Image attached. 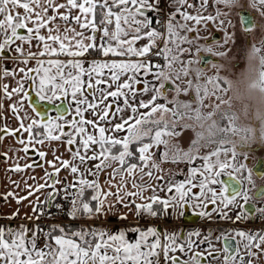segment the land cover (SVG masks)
Listing matches in <instances>:
<instances>
[{
    "label": "crops",
    "instance_id": "1",
    "mask_svg": "<svg viewBox=\"0 0 264 264\" xmlns=\"http://www.w3.org/2000/svg\"><path fill=\"white\" fill-rule=\"evenodd\" d=\"M196 2L184 0L190 7ZM155 3L156 0H0V127L5 129L0 132V263H8L4 257H17L12 264H21L20 259L23 264L42 262L39 259L49 252L35 246L33 239L39 205L45 203L50 191L64 194L65 189H71L77 194L73 182L87 179L79 175L80 171H73L74 160L77 158V163L83 165V154L92 146L112 139L121 141L129 135L120 128L113 131L116 125L126 129L140 123L143 129L140 119L147 111L138 102L159 100L155 80L149 83L148 75H139L148 67L144 55L152 36L144 10ZM208 13L184 20L187 26L198 22L201 27L193 29L194 35L189 34L187 39V26L182 29L181 25L177 36L182 42L190 44L195 34L205 32L202 25L212 17H206ZM183 16L169 14L166 33L170 34L173 23ZM98 21L106 26L104 31L96 28ZM19 28L22 31L14 33ZM166 40L170 42L171 38ZM28 75L32 89L40 97L56 101L63 96L67 104L73 101L70 112L38 121L26 100ZM138 76L144 83L135 87ZM134 139L137 137H130L129 142ZM68 142L72 150L67 149ZM136 148L139 161L122 165L123 154H114L98 164L89 184L94 199L92 210L82 212L80 206L72 210L70 205L67 221L77 217L76 221L94 225L96 240L80 246L67 236L52 235L47 264H185L192 255L193 259L206 256L204 262L196 264H264V223H255L256 227L249 229L240 225L249 220L241 207L244 195L226 196L219 182L221 175L242 168L243 159L232 144L220 143L192 161L165 158L158 138L145 139ZM94 161L96 157L90 160ZM251 162L252 158L246 164ZM248 173L252 177L249 168ZM191 186H195L192 192L204 191L206 202L200 207L189 194ZM71 191L64 195L74 194ZM263 196L264 192L259 200ZM185 198L189 199L187 212ZM165 201H173L177 210L170 211L176 219L168 229L177 236L175 241L186 239V231L200 229V225L210 234L211 223L219 221L227 224V234L235 239L234 253L228 255L220 241L200 243L205 235L202 230L197 232L196 240L188 241L187 250H181L180 244L172 249L170 244L159 261L163 256L161 239L154 231L139 228L130 234L122 225L123 233L118 234V227L112 229L110 219L126 218L134 223L133 218H146L144 210L152 202H159L165 211ZM256 212L262 217L255 220L264 222V205ZM190 213L199 217L192 220L193 216H186ZM213 249L216 255L207 257ZM173 251L182 252L179 255Z\"/></svg>",
    "mask_w": 264,
    "mask_h": 264
},
{
    "label": "rangeland",
    "instance_id": "2",
    "mask_svg": "<svg viewBox=\"0 0 264 264\" xmlns=\"http://www.w3.org/2000/svg\"><path fill=\"white\" fill-rule=\"evenodd\" d=\"M251 2V3H250ZM262 0H248L247 3L252 5L253 7H256L258 11L263 10L264 4H262ZM264 3V2H263ZM258 6V7H257ZM260 6L262 8H260ZM260 14V13H259ZM261 15V14H260ZM259 15V16H260ZM216 18V17H215ZM169 22V21H168ZM219 23L223 24L224 28H221L222 35L223 36L222 41L224 42L225 37L226 39H230L233 41V48L238 49L243 48L244 55H240L239 51L233 50V57L239 59V63L236 66L231 65V57H228V59H223V62L221 63V70H224V72L229 75L230 84L223 85L222 83L218 84L213 82V84L210 82V80L207 79L206 75H194V81L191 82L189 85H185V89L190 90L192 93L196 94L198 98V88L204 89V95L202 97H199V100L201 103L198 106L200 110L203 112L200 117L197 118H186L189 114L192 113L191 108H193V104H188V102L185 100L186 95L185 92L182 91V97H184L185 104L182 106V112H178L175 107L172 105V102L170 99H172L174 93L167 92L168 94L163 95L165 99V104L167 107H165V116L163 117L164 111H161V107L159 106V102L162 100L161 94H157L158 96V102L156 103H150V99H145L143 102H138L139 104L143 105L144 109H146L147 114L143 115L140 119L141 122L144 123V127L142 129V126L140 123H136L130 128L124 129L121 125H116L117 127L113 128V131H118L117 128L122 129L125 131V133L129 134L127 135L123 140L115 139L116 141H119L121 144V147L119 150H116V148L108 150L106 146H92L90 148V151L86 154H83V157L85 158V162L82 164L77 163L78 160H74L73 162V171L74 169L80 171L79 175H82L87 179V182H73L74 185L77 186L78 192L81 189H84L86 186L89 185L92 182V177L95 175V171L97 169L98 164H101L107 156L111 157L114 156V154H123L122 157H124V154L128 151L131 153V149L129 146V138H136L141 136L144 131L148 132L147 138L148 140L152 138H158L160 141V153L167 159H179V160H190L192 161L194 157L202 156L207 154L208 150L212 148L213 146H216L220 143H231L227 138L224 137H214V130L220 129L218 128L219 120L221 121V124L224 125L225 130H227L228 135L236 136V134H243L244 131H246L245 128L238 126V123H247L245 120L250 118L251 111L253 113V117L256 118L259 113H263L264 108V28L260 27L254 31H251L248 37L249 44H245L242 40V37H239L238 31L234 27V31L232 36L234 38L228 36V31L226 30L225 24V18L223 19L219 18ZM104 24V23H103ZM195 23H193L192 26H187V29H195ZM106 27V26H105ZM185 38L187 37V32L184 33ZM180 40L179 36H173L171 38L170 43L171 44H177ZM167 41V40H166ZM194 40L190 41L189 43H193ZM181 44L183 46L184 42L181 41ZM219 44V43H218ZM221 45L223 43H220ZM185 45V44H184ZM190 45V44H188ZM214 45V44H213ZM181 46V47H182ZM215 48H217L216 45H214ZM192 61L194 63L195 58H192ZM129 67V66H128ZM189 68L191 71H201L199 68L194 67V64H190ZM127 70V69H126ZM125 70V71H126ZM125 71L123 73H125ZM204 70H202L203 72ZM155 76L154 80L155 83H157L158 80L161 79V77H158V75H148V79L150 80L149 83L152 80V77ZM181 78V81L184 83H187V75H174ZM204 76L203 81H199V77ZM43 78H45L44 75H42ZM190 77V75H189ZM200 82V83H199ZM154 83V81L152 82ZM207 85H210L207 87ZM184 89V90H185ZM216 89V92L214 90ZM228 99V100H227ZM227 100V101H226ZM73 102V101H71ZM10 104L13 103V101H9ZM150 103V104H149ZM218 103V104H216ZM149 104V105H148ZM210 104H216L217 106H221V104H228V110L224 111L221 116V112H212L210 114L209 111H205L207 106L210 108ZM148 105V106H145ZM157 105V106H155ZM206 107V108H205ZM251 110V111H249ZM132 113V111H131ZM131 113H128L127 116H130ZM74 114V113H73ZM106 114V113H105ZM216 114V116H215ZM215 116V117H214ZM163 118V119H162ZM162 119L163 121L158 123ZM4 120V119H3ZM179 120V121H178ZM183 122V123H181ZM215 125L216 127H212L211 125ZM100 126V125H99ZM246 128L248 126L244 125ZM101 127V126H100ZM260 130H258L259 134L264 139V126ZM102 129V128H101ZM37 131V130H36ZM97 131V130H96ZM236 133V134H235ZM113 140V139H112ZM127 140V141H126ZM67 149L72 150L73 146L71 142H68ZM233 146V145H232ZM124 148L125 152L121 150ZM99 150L100 152H97ZM102 152H104V155H102ZM243 155H245L243 153ZM78 156V155H76ZM247 156V155H246ZM96 161L90 162V160L95 159ZM84 161V160H80ZM235 168V166H234ZM244 169L245 166H242ZM73 173V172H72ZM237 176L241 179V183L247 182L249 185L245 184L244 186L247 188L246 191H244L242 194L244 195L243 200H249L252 201L254 204V216L256 213V209H261L264 205L263 200L264 196L259 200V198L252 197L250 191L254 184V179L250 176V173L245 172L243 176L241 173H237ZM242 176V177H241ZM64 177V176H63ZM65 178V177H64ZM63 178V179H64ZM168 178L170 179V176L168 175ZM75 178H73L74 181ZM262 181H264V174L260 177ZM171 180V179H170ZM72 183V184H73ZM218 183V179H217ZM195 186L190 187L189 194L192 195V198L196 201H198L199 207L200 205H203L206 202V198L203 196L204 191L201 189H196L197 191L192 192ZM63 189V188H62ZM166 189V188H165ZM243 189V185L241 190ZM60 190V189H59ZM192 190V191H191ZM240 190V191H241ZM62 191V190H61ZM71 191V189H70ZM68 190H64V194H67L70 192ZM73 192V191H71ZM74 193V192H73ZM61 195L68 197V203L71 205L72 203V210H75L78 204H80L78 201L79 199V193L78 194H68V196L64 195L62 192H60ZM184 209H187V205L189 204V199L185 198L184 200ZM173 202V201H172ZM172 202L165 201V211L163 208L160 209V212L158 213L154 207L148 208V210H144V212L147 213V218H141L136 219L133 221L134 223L128 222L126 218H113L110 219L112 229L117 228L119 233H123L124 227L122 225H125L126 229H124V232H128L130 234H133V231L136 232L137 230H140L139 228H149L150 230L154 231V233L161 239V251L163 253V256H160L159 261L163 260L165 253L168 251V247L171 244V248H175L178 244H180L181 250L183 248L185 250L188 249L190 246V243L188 241L196 240V238L199 236L198 233H202L203 227L200 225V229H188L186 231V239L184 240H176L174 236V231L169 232V227L172 222V219H176V217L173 215L171 217V209L174 208V211L176 212L175 205L172 204ZM40 207V205H39ZM38 207V211L36 210V222L35 226L36 229L33 232V239H34V245L38 246L39 249H43L46 253L41 259H39V264H47L51 258L52 250L48 249V246L46 245V241L44 240V230L45 226L48 223L52 222H58V221H67L68 216H63L62 219H56L52 218L48 220L45 218L42 212V209ZM87 207V205H86ZM161 207V206H160ZM205 208V206H204ZM203 209V208H202ZM200 210V209H199ZM72 218V217H71ZM77 217H74L72 221H76ZM255 218L252 219V221L248 220L245 224L240 223L243 227L249 229V227L254 226L256 227L255 223L263 224L264 222L256 221ZM77 222V221H76ZM75 222V223H76ZM219 222V221H218ZM211 223L213 227H215L219 232L222 234H227V224H221V223ZM136 223V224H135ZM130 224V225H129ZM182 225V223H181ZM114 226V227H113ZM135 226V227H134ZM94 228V225H92ZM121 227V228H120ZM98 229L101 228V224L97 227ZM27 232L29 229H25ZM24 230V231H25ZM144 230V229H143ZM199 231V232H198ZM208 229L204 227V236L199 241L204 243L209 240V231L207 233ZM96 231H82V233L79 235L81 240H76L70 236H67L69 238H72L75 240L80 246H87L92 244L96 240ZM198 232V233H197ZM248 232V231H247ZM23 234V233H22ZM87 234H91L93 238L91 239ZM56 236H64L62 234H56ZM157 237V238H158ZM7 246V245H6ZM175 251V250H174ZM173 251V253H174ZM180 252L182 251H176L175 253L180 255ZM174 253V254H175ZM209 255V254H208ZM15 258L11 257H4L5 260L8 261L7 264H12L11 261L15 260ZM185 264H194L193 263V255L189 257ZM21 264L24 263L23 260H19ZM38 261V262H39ZM181 261V260H180ZM130 262V261H128ZM2 264V263H0ZM172 264V262H171Z\"/></svg>",
    "mask_w": 264,
    "mask_h": 264
},
{
    "label": "flooded vegetation",
    "instance_id": "3",
    "mask_svg": "<svg viewBox=\"0 0 264 264\" xmlns=\"http://www.w3.org/2000/svg\"><path fill=\"white\" fill-rule=\"evenodd\" d=\"M196 1L197 2L195 3V5L193 7H190L184 3V0H156L155 5H150V7L144 10V17H145L144 20L146 24L152 28V36H151V42L149 48L147 49L144 55L148 67L139 75H158V77H161L162 75L161 79L157 81L156 89H157V93L159 94L160 92L161 94L162 100L158 104L159 106H162L160 108L161 111H164L163 117L165 116V111H166L165 107H167L163 95L168 94L167 92L174 93L172 99L170 100L172 102V105L175 107V109L178 112H182V106L185 104V101H183L184 97H182V91L185 92V95L187 97L185 98V100L188 102V104H193L192 105L193 108L189 110L192 111V113L186 116V118L194 119L200 117L201 114H203V112L200 110L198 106H200L199 104L201 103L199 97H202L204 95V89H202L201 87L198 88V98H197L196 94L184 88L186 87L185 86L186 84L189 85L191 84V82L194 81L193 80L194 75H206L207 79L210 80L212 84L213 82L218 84L222 83L223 85L230 84L229 75H227L224 72V70H221L222 68L221 63L223 62V59H228V57H231V65L236 66L239 63V59L234 58L232 56L233 50H236L237 48L236 49L233 48V44H232L233 41L231 40V38L226 39L225 37L224 42L222 41V38L223 36H225V34L222 35L221 28L224 27L223 24L219 23V18L223 19V21L225 18L224 26L228 31V36L234 38L232 34L235 27L236 30L238 31L239 37H242L243 39L242 41L245 44H249L248 37L251 31H254L260 27L264 28V8L263 10L258 11L256 7H253L252 5L247 3L248 0H196ZM262 1L264 2V0ZM263 2L262 4H264ZM188 4L190 5V3ZM260 8L262 7L260 6ZM203 11H207L206 13L209 12L206 15V17H210V16L212 17L210 19L209 18L205 19L202 25L203 27L205 26L204 27L205 32L203 34L200 33L195 34L196 36L193 38L194 41L192 44L190 43V45H188L187 43H184L185 45L183 44L182 46L181 40H179L178 43L174 45L171 44L170 42L166 43L167 38H172L173 36L176 37L178 35L177 31H179V27L181 25H183L181 27L182 29L185 28L186 26L184 21L185 19H189L190 16L195 14H206ZM169 14L184 15L183 18L180 17L173 23L174 28L170 30V34L166 33L165 31V26L168 23L167 16ZM214 17L216 18L213 19ZM97 23H102V22L98 21ZM194 25L196 28L199 29L201 27V25H199L198 22H196ZM99 30L104 31L105 25L102 24V27L99 28ZM186 31H187V36H189V34L191 36L194 35L193 29L189 28ZM220 43L223 44L221 45ZM213 44L216 45L217 48H215ZM238 51L240 55H244L243 48H239ZM192 58H195L194 63L192 61ZM191 63L194 64V67L199 68V70L201 71L198 72L191 71V69L189 68ZM202 70L204 71L202 72ZM174 75H187V83L182 82L180 77ZM154 78L155 77H152V79ZM199 78H200L199 81L201 80L203 81L204 76H201ZM28 81H30L31 83L30 75H28L26 79L25 89L27 88ZM143 83L144 82H142V76H138L137 80L134 81L133 84L136 87L139 85L143 86ZM208 86L210 85H207V87ZM214 92H216V89L214 90ZM38 97L40 99H46L40 97L39 95ZM71 103L67 104L68 105L66 111L67 114L70 112L71 109L70 105H72ZM216 104H210V108H208V106L207 108L205 107L206 108L205 111H209L210 114H212V112L215 113L221 112V116H223L222 113L228 110L227 107L228 104H221V106H217ZM66 113L64 115H66ZM162 119H160V121H158L157 124L162 122L163 121ZM221 121L223 120H219V124H218V128L220 129L214 130V135H215L214 137L221 136L227 138L229 141H231L230 144H232L235 147V149L238 150V153L241 155V158L243 159L241 165L245 166L244 169L241 167L237 169L242 176L244 174V170L245 172H247L248 168L250 169L253 163L258 158H261L262 160L263 166H262L261 174L255 175L252 171L253 173L252 178L254 179V184L250 191L252 195V191L257 185L261 183L264 184V181L260 179V177L264 174V139L258 132V130L262 128L259 126L260 125L264 126V108H263V113L262 114L259 113L256 118L253 117V113L251 111L250 118L249 119L247 118L245 120V122L247 121V123H243V124L238 123V126L246 129V131H244L243 134L235 133L236 136L228 135L227 133L228 131L225 130L224 125L221 124ZM245 124L248 126V128L244 126ZM211 126L216 127L213 124ZM2 129L5 130L4 127H0V132L2 131ZM145 139H148L147 135L141 134V136L137 137V139L130 141L128 146L130 147L131 143H135V145H137V143L144 141ZM110 142H113V140ZM102 143L103 142L100 143V146H103ZM243 153L245 155H243ZM250 158H252V162L248 165L246 163H248ZM233 171L234 172L231 173L235 174L236 170L234 169ZM245 184L249 185L247 182L241 184V188L243 185V189L242 190L240 189L241 191H238L234 194L238 195V193L240 194L246 191L247 188L244 186ZM234 194H232V196ZM226 196H231V195H226ZM254 198L256 199L258 197H254ZM49 200L50 199L46 198L45 203L41 204L40 207L42 208L46 207ZM190 214H196L195 217H192L193 220H196L199 217L197 213H190ZM190 214H186V216L188 215L191 216ZM261 217L262 215L260 213L256 212L255 216L253 213V218L261 219ZM257 221L260 222L261 220H257ZM222 235H226V234H222L215 227H213L208 237L209 240L213 239L216 241H220V237ZM215 253L216 251L213 249L208 254H211L212 256ZM208 256L209 255H207V257ZM205 259L206 256H199L198 258L193 259V263L196 264L199 262H204Z\"/></svg>",
    "mask_w": 264,
    "mask_h": 264
},
{
    "label": "water",
    "instance_id": "4",
    "mask_svg": "<svg viewBox=\"0 0 264 264\" xmlns=\"http://www.w3.org/2000/svg\"><path fill=\"white\" fill-rule=\"evenodd\" d=\"M22 31V28L15 29L14 33H19ZM12 36V35H11ZM26 100L33 111L37 114L39 121L46 120L49 116H61L64 115L67 111L68 105L63 98V96L58 97L56 101L48 100V99H40L38 95L31 89V83L28 81L27 88L25 89ZM51 114V115H50ZM3 130V129H2ZM262 160L258 158L253 165L251 166V170L255 175H259L262 172ZM236 173H226L219 177V181L225 187V194L232 195L241 189V179L237 176L239 171L235 168ZM264 192V184L261 183L257 185L253 191L252 196L259 197ZM53 194V191H50L47 195V199H49ZM241 207L243 211H245L249 215V220L252 221L253 213H254V204L252 201L244 200L241 203ZM191 216L195 217L196 214H191ZM220 243L222 247L226 250V253L232 254L235 250V239L230 235H222L220 237Z\"/></svg>",
    "mask_w": 264,
    "mask_h": 264
},
{
    "label": "trees",
    "instance_id": "5",
    "mask_svg": "<svg viewBox=\"0 0 264 264\" xmlns=\"http://www.w3.org/2000/svg\"><path fill=\"white\" fill-rule=\"evenodd\" d=\"M103 146H106V148L108 150L116 148V150H119V148L121 147L120 142L117 141H104L102 143ZM130 149H131V153L128 151L127 153L124 154L123 160H122V165L126 164L128 162H135V161H139L140 158L137 155V148L135 143H131L130 144ZM90 192H91V187L90 186H86L84 189H81L79 192L77 191V194L79 193V203L78 206H80V211L82 212H88V210H92L93 206H94V199L93 197L90 196ZM83 204L87 205V207H83ZM77 206V207H78ZM150 207H154L156 209V211L159 213L160 212V203L159 202H152L150 204ZM58 221V222H52V223H48L45 226V230H44V240L46 241V245L48 246V249L50 250V248L52 249V239L51 236L52 235H56V234H62L65 236H70L76 240H81L80 239V234L82 233V231H92L93 227L89 224H87L86 222H81V221ZM87 236H89L91 239L93 238V236L91 234H87Z\"/></svg>",
    "mask_w": 264,
    "mask_h": 264
},
{
    "label": "built area",
    "instance_id": "6",
    "mask_svg": "<svg viewBox=\"0 0 264 264\" xmlns=\"http://www.w3.org/2000/svg\"><path fill=\"white\" fill-rule=\"evenodd\" d=\"M102 24L103 23H97L96 28H101ZM68 200H69L68 197L63 196L60 194V192L56 191L52 195L47 206L41 208L44 214L43 216L48 220L52 218L62 219L63 216H66V210L69 206Z\"/></svg>",
    "mask_w": 264,
    "mask_h": 264
},
{
    "label": "bare ground",
    "instance_id": "7",
    "mask_svg": "<svg viewBox=\"0 0 264 264\" xmlns=\"http://www.w3.org/2000/svg\"><path fill=\"white\" fill-rule=\"evenodd\" d=\"M52 197V196H51ZM51 197L49 198V199H51ZM40 208H42V207H40ZM69 208H70V205L68 206V208H67V210H66V216H67V212L69 211ZM59 219V218H58ZM192 220H193V218H192Z\"/></svg>",
    "mask_w": 264,
    "mask_h": 264
}]
</instances>
